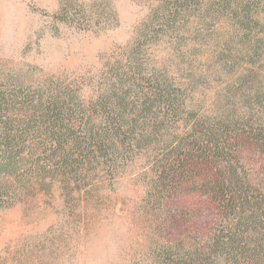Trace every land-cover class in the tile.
Listing matches in <instances>:
<instances>
[{
	"label": "rangeland",
	"instance_id": "obj_1",
	"mask_svg": "<svg viewBox=\"0 0 264 264\" xmlns=\"http://www.w3.org/2000/svg\"><path fill=\"white\" fill-rule=\"evenodd\" d=\"M158 3L0 0L1 89L60 82L91 102L107 88L115 61L141 42L145 69L187 91L204 115L226 106L247 112L257 94L264 98V0H206L178 29L145 39L144 23ZM151 160L137 151L115 167L97 164L78 184L35 187L0 209V264H154L163 244L210 238L219 218L207 195L150 202ZM247 163L264 181V157L250 152Z\"/></svg>",
	"mask_w": 264,
	"mask_h": 264
},
{
	"label": "trees",
	"instance_id": "obj_2",
	"mask_svg": "<svg viewBox=\"0 0 264 264\" xmlns=\"http://www.w3.org/2000/svg\"><path fill=\"white\" fill-rule=\"evenodd\" d=\"M157 1L145 39L178 29L206 0ZM142 44L115 61L107 88L91 102L60 82L34 91L0 87V209L18 205L35 187L78 184L97 164L115 167L147 151L150 202L203 194L219 218L210 238L163 244L154 264H264V181L247 163L250 152L264 157V114L253 107L264 110V98L257 94L247 112L226 106L204 115L187 91L145 69Z\"/></svg>",
	"mask_w": 264,
	"mask_h": 264
}]
</instances>
